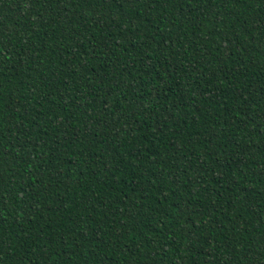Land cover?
<instances>
[{"label": "trees", "instance_id": "trees-1", "mask_svg": "<svg viewBox=\"0 0 264 264\" xmlns=\"http://www.w3.org/2000/svg\"><path fill=\"white\" fill-rule=\"evenodd\" d=\"M0 264H264V0H0Z\"/></svg>", "mask_w": 264, "mask_h": 264}]
</instances>
